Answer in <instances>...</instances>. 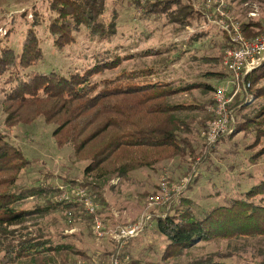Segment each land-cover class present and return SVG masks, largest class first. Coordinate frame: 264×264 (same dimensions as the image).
<instances>
[{"label": "rangeland", "instance_id": "1", "mask_svg": "<svg viewBox=\"0 0 264 264\" xmlns=\"http://www.w3.org/2000/svg\"><path fill=\"white\" fill-rule=\"evenodd\" d=\"M50 1L0 0V50L9 47L15 53L20 52L22 40L29 29L38 38L42 58L25 72H83L102 57L112 59L117 56L120 58L118 64L93 73L90 80L99 82L123 72L153 67L152 80L182 85L207 80L204 76L207 71L215 67L222 69V65L212 60L223 54L218 42L223 39L222 33L225 32L213 19L208 20L204 15L202 5L205 0L194 1L193 7L203 15L184 26L175 20L176 16L172 13L176 8L174 3L170 5L168 15L145 19L140 17L141 10L130 4L129 0H107L102 18L106 23L114 24V33L106 39L100 38L90 35L88 28L82 25L73 32L74 41L61 49L54 45V36L48 29L50 17L55 15L49 9ZM227 5L228 14L236 22L249 18L264 19V0H227ZM251 11L257 15L250 17L248 13ZM154 49L159 52L145 54L147 50ZM10 73L0 76V132L6 133L8 139L19 146L29 160L27 166L18 173L15 186H31L41 180L49 182L54 190L59 188L66 191L65 195H71L81 187L74 182H64L65 177L99 183L107 202L100 212L107 233L97 237L81 209L74 212L61 209L38 211L37 208L45 206L48 195L32 194L15 204L18 209L31 213L9 230H14L17 238L36 237L46 240V245H68L74 251L68 252L65 263L62 262L65 250H60L6 264H70L81 257V253L75 250L84 252L89 259H101V255L107 257L116 246L113 237L116 227L131 223L142 214L149 218L146 225L149 230L128 240L124 247L125 252L140 264H188L215 253L229 254L220 260L231 264L264 257V238L254 237L197 241L181 255L163 259L167 241L150 230L151 216L169 210L180 198L191 201L194 212L199 214L201 210L225 205L231 198L240 196L252 185L264 180V153L256 161L249 158L254 151L264 150V134L257 135L256 129L259 125L264 129V111L256 116L260 108L264 107V98L254 99L253 95H247L242 99L241 106H246L234 119L240 124L246 122L242 125L245 129L237 132L233 130L235 134L232 139L214 143L207 160H201L200 155H196L207 144L206 128L204 130L201 127V122H209L207 114L196 109L182 110L176 114L190 122L189 136L193 142L195 159L188 155L183 158L176 156L156 163L153 169L139 168L131 171L126 178L110 176L101 183L93 175L84 173L86 160L75 158L69 146L58 147L55 144L51 134L53 124L45 123L42 118L13 126L4 122L2 88L8 86L5 80ZM208 81L220 85L216 78ZM259 84H264V79ZM211 98V90L193 88L175 94L168 100L199 103L210 101ZM54 196L49 195V198Z\"/></svg>", "mask_w": 264, "mask_h": 264}, {"label": "trees", "instance_id": "2", "mask_svg": "<svg viewBox=\"0 0 264 264\" xmlns=\"http://www.w3.org/2000/svg\"><path fill=\"white\" fill-rule=\"evenodd\" d=\"M194 1L129 0V3L139 8L140 17L145 19L168 15L170 5L174 3L176 8L172 13L176 16L175 20L184 26L203 15L193 7ZM106 5L107 0H51L49 9L55 15L50 17L48 29L54 36V45L61 49L74 41L73 32L78 31L82 25L88 28L92 36L106 39L112 35L114 24L106 23L102 18ZM262 21L264 19L241 20L239 24L242 33L246 37L254 36L260 31ZM222 36L218 45L224 51L232 44L226 32ZM150 52L159 51L147 50L145 54ZM42 55L38 38L31 29L22 40L20 52L15 53L9 47L0 50V76L11 72L5 80L8 86L2 88L4 122L13 126L42 118L45 123L53 124L51 134L55 144L58 147L69 146L75 158L86 160L84 173L93 175L100 182L110 176L126 178L131 171L139 168L153 169L156 163L176 156L183 158L188 155L195 159L193 142L189 136L190 122L178 117L176 113L182 110H201L210 121L213 118L209 109L212 98L199 103L170 102L168 99L193 88L212 91L217 86L209 83L210 78H216L221 83L228 76L221 60L222 53L212 60L222 65V69L207 71L204 74L207 80L182 85L152 80L150 76L155 71L153 67L123 72L99 82L90 80L93 73L118 64L120 58L117 56L112 59L102 57L83 72H25ZM246 79L249 87L236 95L231 103L234 117L245 108L246 105L241 104L247 95H253L254 99L264 98V84H259L264 79V61L249 72ZM262 111L264 107L260 108L256 116ZM245 123H237L234 119L231 126L237 132L245 129L242 126ZM201 127L205 130L207 126L201 122ZM256 129L257 135L264 134L260 125ZM235 132L223 134L216 142L232 139ZM214 143L203 145V150L196 155H200L201 160H207ZM262 153L264 150H256L249 158L256 161ZM28 162L23 150L11 142L6 133L0 132V262L12 263L22 258L41 256L47 251L65 250L66 255L62 260L65 263L68 252L74 251L68 245L55 247L46 245V240L36 237L17 238L15 231L9 230L31 213L18 209L15 204L32 194L48 195L45 206L37 208L38 211L61 209L74 212L81 209L85 218L91 221V216L86 214L78 202L72 198H60L66 191L59 188L54 190L49 182L40 180L31 186L16 187L18 173ZM63 179L64 182H74L88 190L99 205L98 214L107 206L99 183L67 177ZM52 194L55 196L49 198ZM150 221L151 232L163 236L167 241L163 259L181 255L197 241L264 238V180L252 185L240 196L231 198L225 205L201 210L199 214L194 212L191 201L180 198L175 206L164 213L153 214ZM147 230L145 227L143 232ZM75 252L87 258L84 252ZM228 255L215 253L188 264H231L220 260ZM100 257L105 258L104 255ZM125 264L140 262L129 256ZM234 264H264V257Z\"/></svg>", "mask_w": 264, "mask_h": 264}, {"label": "built area", "instance_id": "3", "mask_svg": "<svg viewBox=\"0 0 264 264\" xmlns=\"http://www.w3.org/2000/svg\"><path fill=\"white\" fill-rule=\"evenodd\" d=\"M227 0H205L203 8L206 17L220 26L230 36L231 46L224 49L222 63L228 76L224 82L212 90V103L209 107L213 118L206 125V142L212 144L223 134L233 131L231 124L234 122L233 98L249 87L246 79L247 74L264 61V21L261 23L260 31L252 37H246L242 33L239 22L228 14ZM209 9V10H208ZM250 17L256 16L255 11L248 13ZM60 198H70L78 202L86 214L91 216V225L97 237L104 236V224L100 214L97 213L98 203L95 197L84 188H77L71 195L62 194ZM148 217L142 214L137 220L117 226L114 231L116 246L114 251L107 257L99 259L78 257L70 264H125L129 255L124 247L128 240L136 237L147 225Z\"/></svg>", "mask_w": 264, "mask_h": 264}, {"label": "crops", "instance_id": "4", "mask_svg": "<svg viewBox=\"0 0 264 264\" xmlns=\"http://www.w3.org/2000/svg\"><path fill=\"white\" fill-rule=\"evenodd\" d=\"M232 10V9H231ZM216 68V67H215ZM215 68H213V69H215ZM217 69V68H216ZM224 82V81H223ZM223 82H221V83H223ZM220 82H219V84H221Z\"/></svg>", "mask_w": 264, "mask_h": 264}]
</instances>
